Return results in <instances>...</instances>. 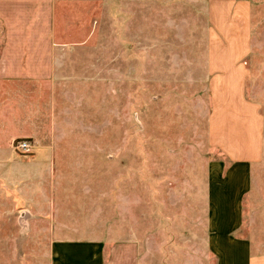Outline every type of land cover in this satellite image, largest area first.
Returning a JSON list of instances; mask_svg holds the SVG:
<instances>
[{
    "label": "crops",
    "instance_id": "1",
    "mask_svg": "<svg viewBox=\"0 0 264 264\" xmlns=\"http://www.w3.org/2000/svg\"><path fill=\"white\" fill-rule=\"evenodd\" d=\"M100 2L106 10L114 0H0V210L41 221L38 228L0 225V232L23 230L29 241L33 232L50 233L45 264H264V219L243 231L245 198L264 154V119L246 96L253 2L202 6L200 71L210 104L205 148L225 160L207 164L200 196L184 197L190 204L182 216L169 204L167 222L154 216L146 225L141 209L135 235L123 215L114 228L110 188L104 216L97 217V123L103 121L104 148H112L113 132L111 110L98 116L91 94L99 42L104 49L108 43L95 31ZM185 52L180 71L192 58ZM20 139L34 143L30 155L14 151ZM108 162L105 185L112 184ZM162 196L158 201H174ZM15 242L0 239L9 250ZM15 257L0 255V264H33L32 257Z\"/></svg>",
    "mask_w": 264,
    "mask_h": 264
},
{
    "label": "rangeland",
    "instance_id": "2",
    "mask_svg": "<svg viewBox=\"0 0 264 264\" xmlns=\"http://www.w3.org/2000/svg\"><path fill=\"white\" fill-rule=\"evenodd\" d=\"M206 1L114 0L106 10L104 3L96 6L99 22H95V31L103 38L107 36L108 43L104 49L103 41L99 42L95 58L98 78L91 94L96 97L98 116L105 110H111L113 116L112 148H104L103 121L97 123V217L104 216V193L110 188L116 215L114 228L123 215L134 233L130 235H135L141 223L137 216L141 209L145 211L146 225L154 223V216L167 222L163 215L168 213L169 204L182 216L190 204L184 197L192 194L197 200L200 196L207 164L225 160L220 152L205 148V118L210 104L205 74L200 71L199 40ZM251 1L253 40L246 60V96L256 103L264 119V0ZM67 30L73 32L74 27ZM186 49L192 58H187L188 70L180 71L177 63L186 59ZM15 143L18 155L32 153L17 151ZM109 160L112 184L105 185L104 165ZM159 192L165 194L163 198L171 194L174 201H158ZM193 203V209L199 208L196 201ZM21 212L8 216L0 210V225L40 227V218ZM263 219L264 154L255 166L252 189L245 198L244 233L254 226V221L259 225ZM29 235L23 230L0 232L1 240L16 241L11 243V250L0 245V255L8 256L10 251L17 258L32 257L33 264H45L44 245L51 240V234L33 232L32 241Z\"/></svg>",
    "mask_w": 264,
    "mask_h": 264
},
{
    "label": "built area",
    "instance_id": "3",
    "mask_svg": "<svg viewBox=\"0 0 264 264\" xmlns=\"http://www.w3.org/2000/svg\"><path fill=\"white\" fill-rule=\"evenodd\" d=\"M15 149L22 153H31L33 150V144L28 139H20L17 140L15 143Z\"/></svg>",
    "mask_w": 264,
    "mask_h": 264
}]
</instances>
